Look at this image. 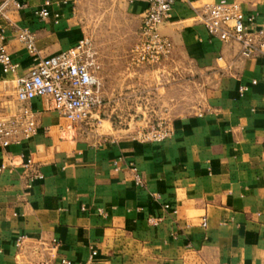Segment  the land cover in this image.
Returning a JSON list of instances; mask_svg holds the SVG:
<instances>
[{
    "label": "crops",
    "instance_id": "0c3cea01",
    "mask_svg": "<svg viewBox=\"0 0 264 264\" xmlns=\"http://www.w3.org/2000/svg\"><path fill=\"white\" fill-rule=\"evenodd\" d=\"M14 1L20 6L5 7L0 30L18 69L0 70V113L18 107L16 78L31 64L18 28L34 34L41 56L89 37L76 21L81 0H47L46 19L35 14L46 0ZM106 1L138 34L147 1ZM214 1L176 0L160 25L172 42L170 56L183 59L201 85L197 106L172 120L168 138L142 143L118 136L107 118L95 134L63 119L44 98L31 100L37 134L0 149V164L18 154L33 160L29 171L18 164L0 172V264H60L61 257L72 264H264V56L242 57L236 43L208 35L197 7ZM235 1L254 16L252 30L264 28V0ZM91 42L101 99L94 119L105 115L108 99L125 96L129 76L155 88L154 70L125 75L129 66L109 68ZM30 172L41 177L27 187ZM148 217L160 221L152 225ZM19 235L26 239L17 247Z\"/></svg>",
    "mask_w": 264,
    "mask_h": 264
},
{
    "label": "built area",
    "instance_id": "2783aa9c",
    "mask_svg": "<svg viewBox=\"0 0 264 264\" xmlns=\"http://www.w3.org/2000/svg\"><path fill=\"white\" fill-rule=\"evenodd\" d=\"M147 7L141 16L138 38L130 49V59L135 66H152L168 57L172 51L171 40L160 32V25L170 17L171 9L176 0H146ZM19 8L14 0H3L0 3V15L8 4ZM50 1L35 11L41 19L50 15ZM198 9V21L203 25L210 37L223 42H233L239 47L242 57L252 58L264 56V28L251 29L253 15H246L238 1L217 0L202 3ZM55 16H57L55 14ZM264 24V20L262 22ZM17 39L24 45L31 57L27 71L16 78L15 99L18 107L7 113H0V149L5 150L10 145H18L37 134L38 122L32 111L30 102L35 98H44L50 109L69 123H84L88 121L94 109L101 105L98 85L99 79L95 71L99 68L92 51L89 37H82L74 45L56 53L41 56L35 46V36L27 28H18ZM221 59V58H220ZM18 64L7 52L5 35L0 30V70L2 73H15ZM255 83V80L252 81ZM247 86L241 85L242 95ZM172 134L170 124L147 132H139L131 137L142 143L159 142ZM20 164L29 171L33 166L31 157L23 154L11 155L0 164V172L8 167ZM133 181L136 186H143V179L133 165ZM41 177L38 172L27 174L26 186L30 187L34 178ZM158 198V195H156ZM164 208L170 205L163 204ZM176 213V210H171ZM147 221L157 225L158 217H148ZM201 226L206 227V217L201 216ZM26 239L19 235L15 246L19 247ZM95 252L93 251L92 254ZM60 264H72L65 257L59 259ZM33 264H49L37 261Z\"/></svg>",
    "mask_w": 264,
    "mask_h": 264
},
{
    "label": "rangeland",
    "instance_id": "374dc122",
    "mask_svg": "<svg viewBox=\"0 0 264 264\" xmlns=\"http://www.w3.org/2000/svg\"><path fill=\"white\" fill-rule=\"evenodd\" d=\"M77 25L82 35L91 37L98 57L114 67L116 63L129 66L125 75L141 72L150 68L154 70L155 88L145 82L135 84L134 77L129 76L128 92L121 98H110L106 102L104 114L90 118L92 133L103 129L101 118H106L114 126L118 136L134 137L139 132L157 129L181 114L194 110L197 106L200 80L195 72H189L186 63L180 57L170 55L160 62L149 66H135L130 59V49L136 42L138 34L132 29L129 18L116 11L110 1L81 0L77 5ZM147 79V78H145ZM134 84V86H132Z\"/></svg>",
    "mask_w": 264,
    "mask_h": 264
}]
</instances>
